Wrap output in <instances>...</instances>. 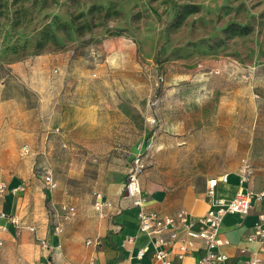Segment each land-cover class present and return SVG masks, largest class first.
Returning <instances> with one entry per match:
<instances>
[{"label": "rangeland", "instance_id": "obj_1", "mask_svg": "<svg viewBox=\"0 0 264 264\" xmlns=\"http://www.w3.org/2000/svg\"><path fill=\"white\" fill-rule=\"evenodd\" d=\"M2 76L11 118L0 181L34 179L44 190L35 166L46 161L63 195L83 203L100 177L123 178L138 144L143 173L168 191L233 170L243 156L264 173V0H0ZM41 84L44 129L60 126L45 154L39 139L8 132L21 102L40 104ZM24 141L32 154L21 155Z\"/></svg>", "mask_w": 264, "mask_h": 264}, {"label": "crops", "instance_id": "obj_2", "mask_svg": "<svg viewBox=\"0 0 264 264\" xmlns=\"http://www.w3.org/2000/svg\"><path fill=\"white\" fill-rule=\"evenodd\" d=\"M12 69L9 64H4L5 76ZM3 79L2 76L0 80ZM43 85L34 88L35 93H40V104L38 105L35 100L31 103L21 102L18 107V110H21L18 112L20 117H16L14 125L8 127L10 135L28 139L33 142V145L37 144L39 139L41 154L46 152V139L52 129H44L46 126L44 122L45 110H41L38 114L36 109V106H39L40 109L44 107L42 102V98L44 99ZM9 102L10 99L0 100V140L4 138L2 129L11 118L8 112L1 107L4 105L3 103ZM44 103L47 105L46 100ZM147 124L150 127L154 126L150 125L148 121ZM24 142L31 145L29 141ZM62 143H66L67 146L62 147ZM59 146L68 148L69 140L62 138ZM91 161L95 162L96 157L91 156ZM238 164L239 162L233 170L223 171L228 173V180L217 184V196L229 200L237 191H259L264 188V173L256 171L255 168L252 179L240 184L237 174ZM35 167L37 177L42 180L37 166ZM220 173L206 176L204 180L197 182L198 186L189 184L179 190L168 191L145 171L140 176L141 185L147 197L144 208L164 216L173 215L179 209H185L192 217L201 216L209 207L208 198L204 194L206 180L208 177ZM54 178L57 185L51 191L46 189L43 180L44 190L39 183H34L36 182L34 179L28 181L31 182V186H27L28 182L25 179L4 181L8 185V189L0 194V212H4L8 216H15L20 225L12 223L7 217H0V264H158L153 258L154 248L150 236L138 229L136 216L138 208L131 205L123 191L125 174L115 185L106 182V177H100L91 194H84L83 203L78 201V198L63 195L66 191L65 186L57 180L55 173ZM19 186L20 188L12 190L13 187ZM22 186L25 189H21ZM82 187L81 185L80 188L82 189ZM57 188H61L62 191ZM94 191H101L112 202L110 207L104 209V216L99 215L93 208ZM57 196L63 199L58 201ZM65 198L69 201H65ZM46 199H49L53 205L54 220L56 219L55 209L59 208L60 210L62 204L73 205L76 209L75 215L63 222L64 229L60 233H55L54 224L50 226L48 223L45 213L48 203ZM261 212H264V198L253 202L250 212L246 215L238 213L224 215L219 236L227 240V243L220 246V250L227 254V258L219 264H244L252 254L264 259V241L248 240L247 238L254 232V224ZM27 226H33L35 229L31 231ZM179 234L181 235L182 231ZM161 236L168 237V232L161 233ZM33 237L37 241L38 237L46 239L49 247H42L39 241L38 245L35 244ZM87 240H91L92 243L87 244ZM96 241H98L97 244ZM140 248H145V250L143 255L138 257L137 251ZM203 249V241L196 240L193 251L183 258L182 264H189L197 260L203 253ZM51 250L52 259L49 258ZM170 251V259L173 262H178L176 246Z\"/></svg>", "mask_w": 264, "mask_h": 264}, {"label": "built area", "instance_id": "obj_3", "mask_svg": "<svg viewBox=\"0 0 264 264\" xmlns=\"http://www.w3.org/2000/svg\"><path fill=\"white\" fill-rule=\"evenodd\" d=\"M53 70L57 71V68ZM147 121L150 125L156 124L155 116H149ZM50 132L59 133L60 127L56 126ZM66 146V143H62V147ZM32 151V146L28 142L21 144V155H30ZM146 166L144 147L138 144L125 173L123 191L126 197L129 198L131 205L138 208L136 214L138 229L150 236L154 248V260L158 264H182L183 258L193 251L195 241L199 239L204 243L203 253L197 260L189 264H219L225 261L227 254L220 250V246L227 243V240L219 236V229L224 215L227 213L248 214L253 206V202L264 198V188L259 191H237L232 198L226 200L216 194L217 184L228 180V173L223 172L219 175L208 177L206 180L204 194L208 198L209 207L205 214L192 217L185 209H179L173 215L164 216L156 211L144 208L147 197L141 185L140 176ZM38 167L46 189L49 191L53 190L57 183L52 166L48 162H44V164L42 163ZM237 174L240 184L252 179L254 166L246 156L240 158ZM18 188L20 186L13 187L12 190ZM7 189L8 185L4 181H0V194ZM93 196L94 201L92 205L94 210L99 215L104 216V209L112 205L111 200L106 198L101 191H94ZM55 213L56 219L53 230L55 233H60L63 229V222L72 218L76 213V209L73 205L62 204L60 210L59 208L55 209ZM0 217H7L12 223L20 225L19 220L15 216H8L4 212H0ZM27 228L31 231L35 229L33 226H27ZM254 228V232L247 236L248 240L257 239L264 241V212L258 214ZM180 231H182L181 235L179 234ZM163 232H168V237L161 236ZM38 241L42 247H49L46 239L38 237ZM86 243L89 244L92 241L87 240ZM97 243L98 241H96ZM175 246L178 262H173L169 257L170 250H173ZM144 250L145 248H140L137 251V256L141 257ZM244 264H264V259L252 254Z\"/></svg>", "mask_w": 264, "mask_h": 264}, {"label": "trees", "instance_id": "obj_4", "mask_svg": "<svg viewBox=\"0 0 264 264\" xmlns=\"http://www.w3.org/2000/svg\"><path fill=\"white\" fill-rule=\"evenodd\" d=\"M230 27H236V29L238 27L242 31H244V29H245L244 27L237 26L236 24H231Z\"/></svg>", "mask_w": 264, "mask_h": 264}]
</instances>
